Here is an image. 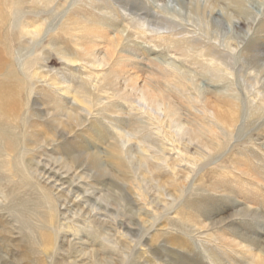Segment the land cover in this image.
Returning <instances> with one entry per match:
<instances>
[{"label": "rangeland", "instance_id": "obj_1", "mask_svg": "<svg viewBox=\"0 0 264 264\" xmlns=\"http://www.w3.org/2000/svg\"><path fill=\"white\" fill-rule=\"evenodd\" d=\"M0 94V264H264V0H0Z\"/></svg>", "mask_w": 264, "mask_h": 264}, {"label": "bare ground", "instance_id": "obj_2", "mask_svg": "<svg viewBox=\"0 0 264 264\" xmlns=\"http://www.w3.org/2000/svg\"><path fill=\"white\" fill-rule=\"evenodd\" d=\"M62 89V88H61ZM64 89V88H63ZM1 99H3V96H2V94H0V102H1ZM85 102H87V101H85ZM84 102V103H85ZM81 103H83V102H81ZM19 113V112H18ZM22 126V125H21ZM120 131V130H119ZM126 136V134L125 133H123L122 131L120 132V137H125ZM10 147H13V145L11 144L10 145ZM9 157H12L11 155H9ZM84 159V156L83 157H77V161H75V164H76V166H80L81 164H82V160ZM95 166H96V168H98V169H100L101 168V161H99V160H97L95 163ZM56 198L60 201V202H62L63 200H64V205H66V203H68V198L67 197H63V195H61V194H59V193H56ZM97 207V206H96ZM95 207V208H96ZM94 208V209H95ZM76 213H78L80 216H82V217H85V218H89V216H90V218H92V221H96L97 219L96 218H94V217H92V210H86L85 208H79V211H76ZM77 216V215H76ZM66 218H69L68 216H65ZM75 225V224H74ZM111 230V229H110ZM77 231H79V230H77Z\"/></svg>", "mask_w": 264, "mask_h": 264}]
</instances>
